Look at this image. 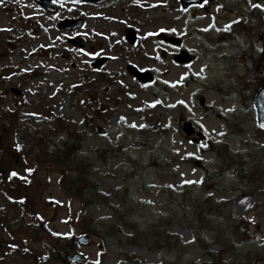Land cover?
<instances>
[{
	"label": "rangeland",
	"instance_id": "374dc122",
	"mask_svg": "<svg viewBox=\"0 0 264 264\" xmlns=\"http://www.w3.org/2000/svg\"><path fill=\"white\" fill-rule=\"evenodd\" d=\"M262 8L264 0H85L52 13L36 0H0V264H34L51 234L70 240L85 219L91 241L77 250L101 264H213L218 256L248 264V254L264 264L260 79L242 53L253 39L264 48ZM73 17L84 24L58 27ZM182 51L192 60H176ZM131 65L151 77L140 81ZM19 104L22 114L11 116ZM189 121L196 130L187 136ZM43 136L51 146L70 137L81 145L94 187L83 199L61 186L67 167L38 164L34 143ZM152 224L158 240L142 237Z\"/></svg>",
	"mask_w": 264,
	"mask_h": 264
},
{
	"label": "trees",
	"instance_id": "16d2710c",
	"mask_svg": "<svg viewBox=\"0 0 264 264\" xmlns=\"http://www.w3.org/2000/svg\"><path fill=\"white\" fill-rule=\"evenodd\" d=\"M247 23V22H246ZM250 47H248L244 53L243 56L247 59L249 62H254L255 68H256V76L258 79H260L259 87L264 85V49L260 50L257 48V46L254 44V42H251ZM222 86L215 84V90H221ZM209 113H215L213 108L211 107L209 109ZM218 114V113H217ZM221 118L224 117L221 114H218ZM228 122H231L229 119H227ZM233 123V122H232ZM209 142L212 143V140L209 139ZM63 147L54 146L53 149H50L51 145L47 144L44 141V138L42 140H39L36 142L37 148H39V154H38V159H39V164L46 166V164H52L55 166H61V167H67V173L61 175V186H64L65 184V189L68 194H72L78 199H83V196L86 192L87 188H94L91 185V181L89 178L86 176L90 170L89 166L84 164V160L81 156H77L78 154L77 151L81 147L80 144L77 143H70L69 138L67 142H64ZM225 144V143H223ZM214 146V144H213ZM215 148V147H213ZM219 149L221 154H223V149L221 148H215ZM100 157L104 155L103 150L99 151ZM228 161H232L233 158L230 157L229 154L225 155ZM257 175L255 172H251L250 176L252 179ZM247 177V176H246ZM248 178V177H247ZM255 180V179H254ZM128 185V184H126ZM192 209L187 210L185 208L186 213H190ZM92 223H90V220L85 219V225H84V230L88 233L92 232L90 230V226ZM239 225V224H238ZM158 226L155 224L149 225L147 229H144L145 231L142 233V237L145 239L146 237H155L157 235L151 233L154 231ZM237 232H239L238 229H236ZM47 232V231H45ZM31 234L33 235V238L35 240H38V232L36 230H32ZM50 238L53 243H44L43 245L48 248V250L45 252L44 255L39 256L38 259L34 260V264H65L63 262L64 255H62V249L72 251L75 248L76 243L71 242V241H65L62 242V240L59 239L57 235H50ZM139 239H142L141 237ZM62 242V244H60ZM55 245V247H54ZM233 251V248L230 249V251ZM231 251V252H232ZM251 254L245 255V257L249 260L248 264H254L253 261H250ZM235 261L238 260V257H234ZM241 258V257H240ZM86 264H101L100 260H97L95 262H87ZM220 264H224L221 262Z\"/></svg>",
	"mask_w": 264,
	"mask_h": 264
},
{
	"label": "water",
	"instance_id": "95a60500",
	"mask_svg": "<svg viewBox=\"0 0 264 264\" xmlns=\"http://www.w3.org/2000/svg\"><path fill=\"white\" fill-rule=\"evenodd\" d=\"M59 2L61 1H65V0H58ZM204 0H182V3L185 6H188L190 4H195L196 3H202ZM46 5L47 8L49 10L52 11H57V5H55L53 3V0H48L46 1ZM82 24V21H78V20H64L62 21V23H60V27H64L65 29H74L78 26H80ZM130 35H132L134 37V31L130 30ZM133 39V38H132ZM177 43H180L178 39H176ZM72 42L78 43L80 44V42L78 41V39H74L72 40ZM81 45H83V43H81ZM176 60L181 61V62H188L190 60H192V57L187 55V54H179L176 56ZM131 70L133 71V73L137 74L138 77L143 80L146 79L145 74H140L135 68H131ZM256 106H257V112H258V116H259V123L261 125H264V87H262L259 91V93L257 94L256 98ZM184 131L187 133V135L193 134L195 132V127L192 125V123L186 122L184 124ZM90 242V237L88 234H83L82 236L78 237V243L80 244H85L88 245ZM86 260V256L81 254V253H74L73 255V261L77 262V263H83Z\"/></svg>",
	"mask_w": 264,
	"mask_h": 264
},
{
	"label": "bare ground",
	"instance_id": "6f19581e",
	"mask_svg": "<svg viewBox=\"0 0 264 264\" xmlns=\"http://www.w3.org/2000/svg\"><path fill=\"white\" fill-rule=\"evenodd\" d=\"M147 35H148V34H147ZM147 35H145V38H147V37H146ZM150 48H151V47H149V51H150ZM194 79H195V78H194ZM195 81H196L197 84H201V83L203 82V81H201L200 79H199V80H195Z\"/></svg>",
	"mask_w": 264,
	"mask_h": 264
},
{
	"label": "snow or ice",
	"instance_id": "6c2138e0",
	"mask_svg": "<svg viewBox=\"0 0 264 264\" xmlns=\"http://www.w3.org/2000/svg\"><path fill=\"white\" fill-rule=\"evenodd\" d=\"M262 127H264V125H261ZM13 175H16V173H13Z\"/></svg>",
	"mask_w": 264,
	"mask_h": 264
}]
</instances>
